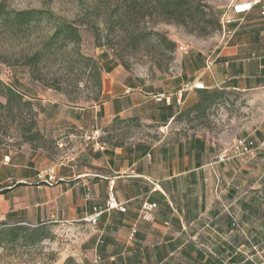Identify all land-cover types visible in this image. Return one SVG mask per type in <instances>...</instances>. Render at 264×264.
Here are the masks:
<instances>
[{"label": "crops", "instance_id": "obj_1", "mask_svg": "<svg viewBox=\"0 0 264 264\" xmlns=\"http://www.w3.org/2000/svg\"><path fill=\"white\" fill-rule=\"evenodd\" d=\"M234 18V34L216 49L210 70L205 56L191 54L174 78L140 85L110 59L102 74L104 102L38 105L41 134L56 141L63 156L39 146L0 145V226L74 230L78 246L63 264H263L264 128L235 135L258 147L257 158L245 165L218 162L219 144L177 120L206 92H264V3ZM194 83L205 89L178 97ZM119 120L156 126L160 138L108 143L107 128ZM96 130L103 151L84 141ZM65 157L73 161L63 163ZM51 169L56 181L48 185ZM110 196L126 212L107 210ZM145 202L157 204L154 221L140 218ZM98 210L97 223H88Z\"/></svg>", "mask_w": 264, "mask_h": 264}, {"label": "rangeland", "instance_id": "obj_2", "mask_svg": "<svg viewBox=\"0 0 264 264\" xmlns=\"http://www.w3.org/2000/svg\"><path fill=\"white\" fill-rule=\"evenodd\" d=\"M136 1L0 0L6 10L0 13V145L39 146L62 157L57 142L41 134L44 111L38 105L49 110L53 104L84 108L104 102L99 78L110 59L140 85L174 78L183 59L207 58L222 45L223 17L242 0H188L175 14L158 0ZM31 10L43 14L29 26L5 13ZM8 86L22 101L7 103ZM182 122L187 130L208 133L224 150L235 135L264 128V92H225L208 110L191 112ZM38 132L41 137H35ZM159 138L156 126L135 121L112 125L105 135L122 145ZM79 239L62 225L0 226V264H63Z\"/></svg>", "mask_w": 264, "mask_h": 264}, {"label": "built area", "instance_id": "obj_3", "mask_svg": "<svg viewBox=\"0 0 264 264\" xmlns=\"http://www.w3.org/2000/svg\"><path fill=\"white\" fill-rule=\"evenodd\" d=\"M264 3V0H242L237 1L232 4V6L227 10V13L222 20V29H223V41L230 39L234 32L229 29V26L235 22V18L242 20L245 16L253 11L255 7L261 6ZM234 16V17H231ZM182 51H185V48H181ZM216 62L215 53L206 58L205 67L207 70H210ZM205 86L201 83H194L192 85L187 84L184 88L178 93V97L183 98V94L190 90H204ZM101 133L96 130L89 135L84 136V141L87 144H92L94 150L103 151L105 149V144L101 143ZM258 156V147L255 145V142L249 138H238L230 146L225 148L218 156V162H227L232 160H237L242 164H249L253 162ZM73 161L69 157L63 159V163ZM55 170L51 169L48 174L47 180L45 182L48 185H53L55 183ZM107 210H119L121 212H126L125 204H120L117 200L110 196L107 204ZM157 209V204H151L148 202L143 203L140 210V218L143 221L151 222L155 220V212ZM102 215V211L98 210L96 213L87 218L86 221L91 224H96L99 217Z\"/></svg>", "mask_w": 264, "mask_h": 264}, {"label": "trees", "instance_id": "obj_4", "mask_svg": "<svg viewBox=\"0 0 264 264\" xmlns=\"http://www.w3.org/2000/svg\"><path fill=\"white\" fill-rule=\"evenodd\" d=\"M134 1V0H132ZM188 0H158V3L161 4L163 7L167 8L168 10L173 11V13L175 14V12H181L183 5V2H186ZM135 2H137L135 0ZM162 2L164 4H162ZM3 8L0 6V13L2 11H6V10H2ZM137 8H134V10ZM7 13V16H9V18L12 19V21L15 24L18 25H27L29 26L31 23L39 20L41 18V15L43 14L40 11H36V10H31V11H23V12H5ZM69 31L71 33H75L74 35H77V31L73 30L72 28H68ZM173 46L175 47V44H173ZM96 70L98 72V67L97 64H95ZM6 92L3 93V96L7 99V103L11 104V102L14 99H18L19 101H22V97L19 96L18 94H16V91L11 88V87H5ZM102 92V82L99 78V93ZM225 94V91H219V90H215V91H210V92H206L200 99V101L193 105L192 107L188 108L187 110L183 111L179 117L177 118V120L182 121L183 118L187 115H189L191 112L194 111H198V110H208L215 102H217L218 100H221L223 95ZM29 105V104H28ZM129 121H135V122H139V120H129ZM126 122V120H119L117 122H115L113 125H118L121 123ZM35 125V123H34ZM35 137H41L39 132L36 134ZM109 143V142H108ZM115 145H122V144H115Z\"/></svg>", "mask_w": 264, "mask_h": 264}]
</instances>
